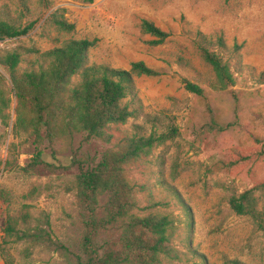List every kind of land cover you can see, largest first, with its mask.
Segmentation results:
<instances>
[{
    "label": "rangeland",
    "instance_id": "1",
    "mask_svg": "<svg viewBox=\"0 0 264 264\" xmlns=\"http://www.w3.org/2000/svg\"><path fill=\"white\" fill-rule=\"evenodd\" d=\"M57 9L75 26L73 33L49 23ZM142 20L170 37L151 46L153 38L140 32ZM0 21L33 26L24 37L0 42V52L23 48L41 54L69 40H87L94 42L88 65L129 70L131 63L143 62L162 71L159 78L135 79L136 117L110 131L116 139L171 137L127 170L138 215H145L151 201L175 220L179 255L161 264H264V231L227 203L228 197L253 189L255 210L264 219V0H0ZM197 32L224 39L228 51L219 54L234 80L226 91L211 87L213 74L196 48ZM234 45L241 46L237 54ZM0 74L8 103L4 122L0 119L3 263L76 264L84 219L75 205V177L80 168L96 165L115 140L85 142L83 134H74L50 142L45 129L39 138L20 131L18 101L8 75ZM183 80L198 85L202 96L188 92ZM37 153L41 163L31 168ZM8 220H14L15 232L41 233L44 242L7 235ZM118 237L116 228L98 234L100 257L117 256Z\"/></svg>",
    "mask_w": 264,
    "mask_h": 264
},
{
    "label": "trees",
    "instance_id": "2",
    "mask_svg": "<svg viewBox=\"0 0 264 264\" xmlns=\"http://www.w3.org/2000/svg\"><path fill=\"white\" fill-rule=\"evenodd\" d=\"M82 2L92 4L93 0ZM63 13L57 9L47 20L59 32L71 34L75 26L64 19ZM32 28V24L18 28L0 21V42L24 37ZM139 29L143 35L153 38L149 44L154 47L163 45L170 37L146 20L140 22ZM92 47L94 42L69 40L41 54L35 49L23 48L0 52V70L8 75L18 101L16 127L23 132L31 131L37 138L40 130L45 129L50 142L74 134H83L85 142L96 139L112 144L115 140L96 165L90 169L80 168L75 177V205L84 219L81 255L76 264H161L168 258L176 259L179 252L174 247L177 231L174 218L156 211L157 205L151 201L145 215H138L135 189L127 178L130 167L171 137L134 134L116 139L110 132L112 127L123 126L136 117V110L131 108L137 101L135 79L159 78L164 73L143 62L131 63L129 70L88 65L87 54ZM196 48L213 74L211 87L217 91L232 87L234 80L229 65L219 54L228 51L222 36L213 41L197 32ZM240 48L234 45L232 50L237 54ZM30 54L34 56L32 62L27 59ZM22 63L29 64V68L21 69ZM3 80L0 74V83ZM183 84L191 94L202 96L198 85L187 80H183ZM7 106L0 91L3 122ZM40 157V153L34 156L31 168L41 163ZM252 194L253 189L230 196L227 203L233 213L251 217L264 231V219L255 210ZM103 198L104 204L100 205ZM14 228V220H8L5 232L18 241L44 242L41 233H17ZM114 228L119 232L121 251L114 259L100 257L95 239L101 231ZM0 257L3 262L1 252Z\"/></svg>",
    "mask_w": 264,
    "mask_h": 264
},
{
    "label": "crops",
    "instance_id": "3",
    "mask_svg": "<svg viewBox=\"0 0 264 264\" xmlns=\"http://www.w3.org/2000/svg\"><path fill=\"white\" fill-rule=\"evenodd\" d=\"M0 264H4V263L1 261Z\"/></svg>",
    "mask_w": 264,
    "mask_h": 264
}]
</instances>
